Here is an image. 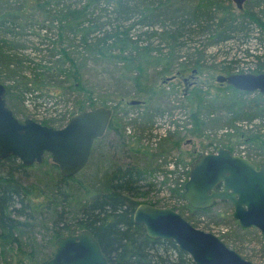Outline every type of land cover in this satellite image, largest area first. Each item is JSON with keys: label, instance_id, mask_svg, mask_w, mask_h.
I'll return each instance as SVG.
<instances>
[{"label": "trees", "instance_id": "trees-1", "mask_svg": "<svg viewBox=\"0 0 264 264\" xmlns=\"http://www.w3.org/2000/svg\"><path fill=\"white\" fill-rule=\"evenodd\" d=\"M224 2L231 0H93V3L88 1L80 8H74L67 0H36L34 3L42 8L44 14L34 36L45 47L32 46V52L25 56L20 54L24 44L17 41L22 29L27 26L24 24L23 6H28V3L26 0H0V65L10 83L4 85L5 99L12 92L23 103L34 93L31 101H35L42 97L45 87H53L54 92L60 91L61 95H79L78 108L72 107L74 114L89 110L97 103L106 107L109 101L119 98L132 96L140 100L142 94L145 92L146 97L150 90L142 83L146 66L159 68V74L173 71L175 63L174 69L178 73H184L189 67L200 69V55L204 50L196 48L194 54L186 55L187 60H182L179 48L175 49L182 46L179 42L186 33L206 36V43L198 41V45L201 43L204 48L227 42L238 43L243 59L247 55L256 59L251 63L250 71L261 72L264 70V36L257 37L252 47L245 36L251 31L249 23L252 22L264 33V20L250 11L233 15L228 10L220 14L219 7ZM111 3L117 5L116 8L111 6L112 19L91 17L96 9L101 11ZM29 16L31 19L34 17L32 14ZM47 25L59 29L58 34L48 31ZM134 28L145 31L149 39L155 37L154 41L156 39L159 45L164 44L169 51L163 52V47L154 50L151 41L133 38L131 30ZM57 42H60L58 46ZM32 54L34 58L30 57ZM40 54L42 56H38ZM37 57L39 60L35 61ZM192 57H195L194 60ZM90 63L100 69L102 78L112 86L107 89L110 91L97 97L93 95L95 88L89 87L90 84L84 79L88 74L85 64ZM229 87L236 92L254 93L256 98L264 99V93ZM223 101L227 109L221 108ZM200 102L196 116L212 117L219 113L227 114L236 108L241 110L239 114L245 116L238 120L250 124L258 117V125L264 124V108L257 110V101L248 104L227 94L211 99L203 96ZM204 104H207L208 110L202 112L201 109L206 107ZM247 108H254L258 113L245 111ZM238 116L234 114L228 120ZM68 119L62 118L56 127L64 125ZM111 129L112 123L109 121L104 134L96 138L94 144L99 139L103 140L107 136L105 133ZM124 130L121 125L114 128L118 140L116 148L123 149L126 145ZM259 133H245L242 136L247 142H252L258 148L256 150L264 149V135ZM141 137L139 135L138 140ZM173 141L166 150H159V154L177 147L178 143ZM104 151L98 153V149L95 152L92 147L87 165L72 176L62 175L58 166L48 161V154L44 155L41 163L29 166L14 155L0 159V264H46L54 252L55 240L74 233L75 228L89 229L111 264H194L173 240L151 238L142 224L134 223L132 214L139 203L137 198L143 185L144 171L134 162L115 163L112 152ZM260 152L263 154L261 159ZM247 157L254 163H264L263 151L253 152ZM92 163L95 168L88 179L85 172ZM38 170L42 171V175L37 174ZM178 197L183 200L181 193ZM215 204L201 209L186 206L197 218L211 211ZM171 208L178 210L176 206ZM69 212L75 213L74 226L66 222ZM183 217L196 226L193 216ZM37 226L44 228V232H37ZM205 228H208V224ZM235 228L237 232L249 229L240 227L238 223ZM225 235L235 243L239 241L229 232L219 237ZM41 240L46 241L44 246Z\"/></svg>", "mask_w": 264, "mask_h": 264}, {"label": "rangeland", "instance_id": "rangeland-1", "mask_svg": "<svg viewBox=\"0 0 264 264\" xmlns=\"http://www.w3.org/2000/svg\"><path fill=\"white\" fill-rule=\"evenodd\" d=\"M26 1L28 6H23V19L25 20L24 24L27 26L22 29V35L17 41L18 44H24L25 47L21 49L22 51L20 50V54L25 56L32 52V46L45 47V45L40 44L39 39L34 36V33L40 28L38 24L42 21L44 11L34 3L36 0ZM88 1L93 3V0H67L68 4H71L74 8H80ZM246 1L247 4L244 3L241 9L236 8L232 1L224 2L219 7L220 14L228 10H230L233 15H238L240 11H250L264 20V0ZM18 3V5L22 6L20 2ZM113 3L106 9L103 7L101 11L96 9L91 17L97 18L100 16L98 18L99 20L112 19L114 14H111V6L115 8L117 6L113 5ZM229 5L231 6L230 9ZM92 8L93 7L89 9ZM31 14L34 16L33 19L29 16ZM30 24L31 26H29ZM45 24L47 23L45 22ZM249 25L251 31H249L245 38L252 47L257 37L262 38L264 33H261L260 28L253 22L249 23ZM47 26L48 31L50 30L55 33L59 31L55 26ZM144 32L143 30H137V28L131 30L133 38L144 40V42L151 41L152 47L155 48L154 50L163 47V52L169 51L164 44L159 45L156 39L154 41L155 37L152 39L147 38L148 35L144 34ZM1 37H3V34ZM205 39L206 36L192 33L188 35L186 33L180 40L181 42H179V45L182 46L175 48L176 50L179 48L178 50L180 56H182V60L186 58V55L194 54L193 52L197 51L196 48L204 50L200 55L202 56L200 69L197 70L189 67L184 73H178L174 69L176 67L175 63L172 67L173 71L159 74V68L146 66L142 81L144 85L150 88L149 94L146 97L144 92L142 98L139 100L140 102L134 104L130 103V100L139 99L138 97L129 96L109 101L110 103L106 107H109L112 111L109 120L112 123V129L107 131L105 133L107 136L104 137L103 140L99 139L100 141L98 140L93 145V148L95 152L98 149V153L103 149L106 152H112L115 163L134 162L143 169L144 179L141 182L143 185L139 189L140 195L137 198L139 203L146 202L162 207L176 206L178 209L177 211L182 213L183 216H193V223L200 229L210 231L218 236L223 235L225 232H229L230 236L239 240L235 243L228 236H223L221 239L225 243L227 242L229 247L235 249L248 260L264 264V236L255 226L248 227L249 229L246 231L241 230L237 232L235 228L237 221L232 218V208L228 203L216 201L211 211L196 218V215L186 206V201L178 197L180 193L182 195V181L184 182L188 176L189 164L199 154L213 152L219 146L229 147L234 153L245 157L249 154L253 155V152L263 151L264 153V149L260 148L256 150L258 148H255L252 142H247L244 138L245 136H242V134L245 135V133L252 134L255 132L258 133V131L260 132L259 134L264 135V124L258 125V117L254 118L250 124H247L243 120H238L245 116L242 115L243 113L239 114L238 112L241 110H236V108L234 111H230L227 114L219 113L220 115L215 114L212 117L196 116L197 112H199V105L201 104L200 99L203 96L211 99L214 96L223 97L227 94H231L241 102L244 101L248 104L259 102V107H255L257 110L261 107L264 108L263 98H256L254 93L242 94L236 92L226 83H221L216 80V76L219 74L226 75L229 73L242 72L256 73L250 71V67L252 66L251 63L256 61L255 57L247 55L246 58L243 59L238 43L227 42L221 45H210L206 48L202 47L201 43L198 45L199 40L204 43ZM0 40L2 42L1 38ZM59 44L60 42H57V46ZM249 52L251 53V51ZM42 54L38 56H42ZM34 56V54L30 55V57L33 58ZM1 58L2 57H0V59ZM194 58L192 57V60H194ZM37 59L39 60V57L34 60L38 61ZM185 60H187V58ZM85 67L87 70L86 73L88 74L84 79L90 84L89 87L95 88L93 89L95 91L93 94L95 97H97L98 94L103 95L110 91L107 90L109 87L112 88L110 82L102 78L103 76L100 75V69L97 66L94 67L93 64L90 63L85 64ZM261 72H264V70ZM0 82L6 86L10 84L4 73V68L1 65ZM54 91L55 89L53 87L49 89L45 87L44 90H42V97L39 100L35 99V101H31L34 97L33 93L31 94L33 97H28L30 100L27 98L23 103L16 98L14 93L10 92L6 96L7 105H10L11 109L15 112V116L19 120L31 118L43 124L57 126L58 123L62 122V118H68L74 114L72 107L75 109L78 108L80 98L78 99L79 95L77 94H73V96L69 94L61 95L60 91ZM224 103L226 102H222L223 106L221 108L227 109L228 107L224 105ZM204 105L206 107L201 109L202 112L208 110L207 104ZM98 106L101 105L97 103L89 109ZM217 108H219V106H217ZM257 110L254 111V108H247L245 111L258 113ZM234 114H238L239 116L228 120V118ZM54 121L57 122L55 123ZM143 121L146 123L143 124ZM120 125L125 128L123 134L126 136V145L123 149L115 147L118 140L114 128ZM139 135L142 137L138 140ZM172 141L174 143L177 142L178 146L167 149L169 151L163 155L159 154V152L168 147ZM262 155L261 153L260 159L263 158ZM251 158L253 159V156H251ZM48 161H51L50 157H48ZM94 168L95 164L92 163L90 167L86 169V178H91L88 175L92 174ZM37 174L39 176L42 175V171L38 170ZM41 198L42 197H39V199ZM74 215V212H69L68 214L69 217L66 222H68L67 224L70 226H74ZM206 224H208V228H205ZM36 230L40 233L44 232V228L42 229L40 226H37ZM79 231L80 230L76 228L74 229V233ZM40 242L43 246L46 244L45 240H41Z\"/></svg>", "mask_w": 264, "mask_h": 264}, {"label": "water", "instance_id": "water-1", "mask_svg": "<svg viewBox=\"0 0 264 264\" xmlns=\"http://www.w3.org/2000/svg\"><path fill=\"white\" fill-rule=\"evenodd\" d=\"M231 1L241 9L246 0ZM216 80L238 90L264 93V72L219 74ZM5 94L0 82V159L12 154L29 166L40 163L47 152L64 176L74 175L86 164L92 143L104 134L112 112L98 106L55 128L31 118L19 121L7 106ZM182 195L188 205L199 209L215 201H229L238 225L255 226L264 236V163L256 165L222 146L201 153L189 164ZM133 221L142 224L151 238L173 240L194 264H259L243 257L218 235L194 226L171 207L141 202L134 209ZM54 244L46 264H111L87 228L59 236Z\"/></svg>", "mask_w": 264, "mask_h": 264}, {"label": "bare ground", "instance_id": "bare-ground-1", "mask_svg": "<svg viewBox=\"0 0 264 264\" xmlns=\"http://www.w3.org/2000/svg\"><path fill=\"white\" fill-rule=\"evenodd\" d=\"M5 101H6V99H5ZM6 104H7V103H6ZM7 106H8V105H7ZM8 107H9V106H8ZM9 108H10V107H9ZM95 108H96V107H95ZM10 109H11V108H10ZM93 109H94V108H93ZM11 110H12V109H11ZM89 110H91V109H89ZM83 111H87V110H83ZM12 112H13V110H12ZM80 112H82V111H80ZM78 113H79V112H78ZM75 114H77V113H75ZM75 114H74V115H75ZM13 115H14V113H13ZM74 115H72V116H74ZM14 116H15V115H14ZM72 116H71V117H72ZM15 117H16V116H15ZM71 117H69V119H70ZM16 118H17V117H16ZM17 119H18V118H17ZM26 119H27V118H26ZM69 119H68V120H69ZM18 120H19V119H18ZM24 120H25V119H24ZM68 120H67V121H68ZM19 121H23V120H19ZM34 121H36V120H34ZM67 121L65 122V124L67 123ZM36 122L41 123L40 121H36ZM41 124H43V123H41ZM65 124H64V125H65ZM45 125H47V124H45ZM64 125H62V126H60V127H63ZM48 126H52V125H48ZM52 127L60 128V127H56V126H52ZM93 144H94V142L92 143V147H93ZM92 147H91V150H92ZM45 154H48V155H49L48 157L51 158V156H50L49 153L45 152L44 155H45ZM11 155H12V154H11ZM44 155H43V157H44ZM90 155H91V152H90ZM14 156H15V155H14ZM89 159H90V156H89V158H88V161H89ZM42 161H43V160H42ZM42 161H41V162H42ZM88 161L86 162V164H85L80 170H82V169L87 165ZM41 162H40V163H41ZM80 170H79V171H80ZM79 171H77V172H79ZM77 172H76V173H77ZM60 173H61V172H60ZM76 173H75V174H76ZM75 174H74V175H75ZM71 176H72V175H71ZM187 178H188V176H187ZM187 178H186V179H187ZM184 182H185V181H184ZM181 191H182V194H183V188L181 189ZM182 198H183V195H182ZM140 203H141V202H140ZM138 204H139V203H138ZM135 208H136V207H135ZM133 212H134V211H133ZM132 217H133V214H132Z\"/></svg>", "mask_w": 264, "mask_h": 264}, {"label": "flooded vegetation", "instance_id": "flooded-vegetation-1", "mask_svg": "<svg viewBox=\"0 0 264 264\" xmlns=\"http://www.w3.org/2000/svg\"><path fill=\"white\" fill-rule=\"evenodd\" d=\"M229 149V148H228ZM230 150V149H229ZM231 151V150H230ZM233 154H237V153H234L233 151H231ZM256 165H260L261 163H255ZM224 202H226V203H228L229 205H230V207L232 208V210H233V207H232V205H231V203L229 202V201H224Z\"/></svg>", "mask_w": 264, "mask_h": 264}, {"label": "built area", "instance_id": "built-area-1", "mask_svg": "<svg viewBox=\"0 0 264 264\" xmlns=\"http://www.w3.org/2000/svg\"><path fill=\"white\" fill-rule=\"evenodd\" d=\"M182 184H183V181H182Z\"/></svg>", "mask_w": 264, "mask_h": 264}]
</instances>
